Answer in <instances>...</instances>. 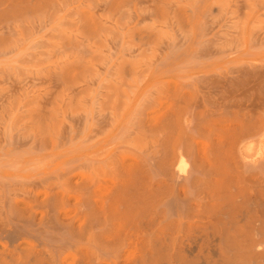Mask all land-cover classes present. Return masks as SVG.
Segmentation results:
<instances>
[{
	"label": "rangeland",
	"instance_id": "374dc122",
	"mask_svg": "<svg viewBox=\"0 0 264 264\" xmlns=\"http://www.w3.org/2000/svg\"><path fill=\"white\" fill-rule=\"evenodd\" d=\"M245 118L263 132L264 0H0V250L68 234L54 264L84 263L92 201L181 152L216 166Z\"/></svg>",
	"mask_w": 264,
	"mask_h": 264
},
{
	"label": "bare ground",
	"instance_id": "6f19581e",
	"mask_svg": "<svg viewBox=\"0 0 264 264\" xmlns=\"http://www.w3.org/2000/svg\"><path fill=\"white\" fill-rule=\"evenodd\" d=\"M245 119L225 126V138L213 152L223 153L215 154L216 166L188 164L181 152L175 164L160 167L170 180L126 179L114 194L92 201L89 221L83 218L90 222L91 245L81 227L88 235L81 234L80 241L88 238V245L82 249L84 263L77 264H264V127L256 132L252 119ZM71 237L76 242L65 238L63 250L50 240L36 245L8 240L0 264H54L57 253L78 243ZM196 241L205 242L207 251Z\"/></svg>",
	"mask_w": 264,
	"mask_h": 264
}]
</instances>
